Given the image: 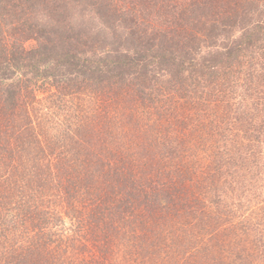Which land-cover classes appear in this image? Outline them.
Wrapping results in <instances>:
<instances>
[{"label":"trees","instance_id":"1","mask_svg":"<svg viewBox=\"0 0 264 264\" xmlns=\"http://www.w3.org/2000/svg\"><path fill=\"white\" fill-rule=\"evenodd\" d=\"M0 264H264V0H0Z\"/></svg>","mask_w":264,"mask_h":264},{"label":"rangeland","instance_id":"2","mask_svg":"<svg viewBox=\"0 0 264 264\" xmlns=\"http://www.w3.org/2000/svg\"><path fill=\"white\" fill-rule=\"evenodd\" d=\"M249 234L250 235H249L248 239H244V240H254L252 232L251 233L249 232ZM227 239H230V237H228Z\"/></svg>","mask_w":264,"mask_h":264}]
</instances>
